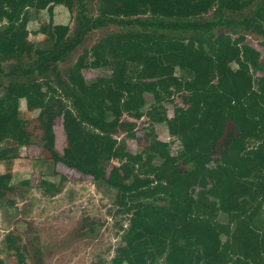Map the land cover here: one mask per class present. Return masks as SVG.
I'll return each instance as SVG.
<instances>
[{
  "label": "trees",
  "instance_id": "obj_1",
  "mask_svg": "<svg viewBox=\"0 0 264 264\" xmlns=\"http://www.w3.org/2000/svg\"><path fill=\"white\" fill-rule=\"evenodd\" d=\"M49 1L68 7L70 33H49L38 0H0V136L12 141L0 139V208L18 216L13 175L1 163L33 143L23 101L44 111L58 100L62 151L48 111L40 142L55 163L91 176L125 217L109 264H264V0H216L206 14L171 17L161 0ZM110 25L122 30L61 67ZM32 30L48 38L37 42ZM176 95L185 106L170 116ZM126 114L148 118L141 168L129 147L137 125ZM54 173L60 180L39 183L53 195L65 180ZM4 241L17 264H28L19 234Z\"/></svg>",
  "mask_w": 264,
  "mask_h": 264
},
{
  "label": "rangeland",
  "instance_id": "obj_2",
  "mask_svg": "<svg viewBox=\"0 0 264 264\" xmlns=\"http://www.w3.org/2000/svg\"><path fill=\"white\" fill-rule=\"evenodd\" d=\"M161 3H169L170 9H164L163 12V15L168 17L206 14L208 10L217 7L216 0H161ZM37 6L46 12L44 14L48 18L49 33L71 32L75 21L66 5L38 0ZM56 7L59 9H55ZM121 30L117 25H110L92 31L69 60L61 63V67L71 66L86 48H90L101 37ZM46 35L33 31L30 37L41 42L48 38ZM248 37L253 45L261 48L256 34L248 33ZM98 73L97 70L85 71L89 78ZM180 106L185 104L181 95H176L173 104H168L169 115H175ZM62 112L63 105L58 100L50 103L44 111H29L23 101L22 115L29 122L33 143L21 148L17 159L1 163L3 172H12V182L16 186L12 197L16 201L18 211V216L11 219L7 211L0 208V260H3L4 264H17L16 258L10 255L4 245L9 231L20 235L22 245H25L27 250L28 264H109L120 241L119 222L125 217L114 215L116 207L104 192L96 187L93 178L60 162L55 163L51 154L42 147L39 117L51 115L58 128V150L62 151L65 142L61 129ZM124 118L136 122L137 139L130 140L129 147L141 168L144 166L142 150L146 145L145 133L151 130L148 118L144 116L141 119H133L127 114ZM165 128H158L162 139H166ZM122 135L123 133L120 137ZM0 139L3 146L12 143L5 136H0ZM55 171L64 175L65 180L61 190L53 195L45 191V186L39 187V183L42 179L60 180V175H55ZM24 180H30L32 184L25 185L22 183ZM91 224L95 225L97 232L89 233Z\"/></svg>",
  "mask_w": 264,
  "mask_h": 264
},
{
  "label": "crops",
  "instance_id": "obj_3",
  "mask_svg": "<svg viewBox=\"0 0 264 264\" xmlns=\"http://www.w3.org/2000/svg\"><path fill=\"white\" fill-rule=\"evenodd\" d=\"M55 9H59L58 7H56ZM44 13H46L45 11H43ZM49 16V15H48ZM36 32L35 30H32V32ZM43 34V33H42ZM44 35V34H43ZM47 36V35H46ZM45 39H47V38H45ZM44 41V40H43ZM160 138H161V135H160ZM162 139V138H161Z\"/></svg>",
  "mask_w": 264,
  "mask_h": 264
}]
</instances>
